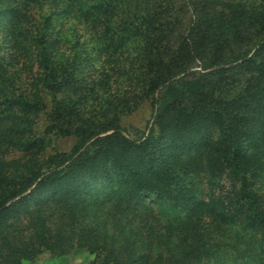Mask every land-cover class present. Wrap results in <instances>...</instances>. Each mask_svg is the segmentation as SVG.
I'll return each instance as SVG.
<instances>
[{
    "label": "trees",
    "instance_id": "16d2710c",
    "mask_svg": "<svg viewBox=\"0 0 264 264\" xmlns=\"http://www.w3.org/2000/svg\"><path fill=\"white\" fill-rule=\"evenodd\" d=\"M8 1L0 152L21 158H0V264L74 248L89 264H264V0ZM70 18L110 77L141 78V133L120 104L86 112L89 53L61 29ZM8 42L44 97L17 86ZM45 98L68 152L35 135Z\"/></svg>",
    "mask_w": 264,
    "mask_h": 264
},
{
    "label": "rangeland",
    "instance_id": "374dc122",
    "mask_svg": "<svg viewBox=\"0 0 264 264\" xmlns=\"http://www.w3.org/2000/svg\"><path fill=\"white\" fill-rule=\"evenodd\" d=\"M11 2V1H10ZM9 3L8 0H0V10L4 11V7ZM48 9V4L44 5V12ZM26 21L27 9H24ZM29 14V13H28ZM10 21L7 19L5 25L1 28V33L4 35L3 39H8V27ZM65 36L71 39L78 38L80 42H84L83 47L89 53V59L86 62V66L83 68L82 91L86 93V112L105 107L109 103L120 104L126 112L125 116L122 117V125L127 130L141 133L145 130L146 126L151 122L152 107L149 101L142 95V86L135 76H109L111 74L110 66L106 57L93 55L94 45L90 36V30L86 28L83 22L78 21L75 18L67 20V24L62 26ZM65 40V39H63ZM60 43L61 49L68 47L67 42L63 41ZM86 44V45H85ZM2 50L4 51V57L7 59V70L13 76L17 86L25 90L27 94L39 93V96L44 97L43 91H39L36 85L35 66H30L24 63V57L22 53L18 51V48H13L12 43L8 42L4 44ZM2 51V53H3ZM10 52V54H8ZM66 53L68 51L66 50ZM199 67H194L192 70H198ZM91 90H87V88ZM87 90V91H86ZM85 100V101H86ZM45 107L43 111L39 113L35 119L34 131L38 137L49 138L51 140V146H54L60 151L68 152L73 144L71 137L65 135L60 131H49L47 129L48 116L47 112L50 111L51 105L48 103L47 98L44 99ZM118 107V106H117ZM119 108V107H118ZM47 134V135H46ZM0 152V158L4 162H12V160L21 158V154L13 153L11 150L6 148ZM92 259V255L88 253L84 248H74L69 253L64 255H56L49 251H42L37 253L34 257L29 260H24L19 264H89Z\"/></svg>",
    "mask_w": 264,
    "mask_h": 264
}]
</instances>
